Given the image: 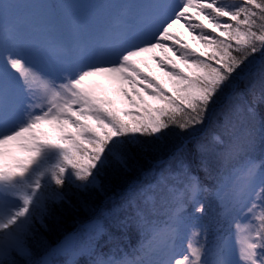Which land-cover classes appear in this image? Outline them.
<instances>
[{
    "label": "snow or ice",
    "instance_id": "1",
    "mask_svg": "<svg viewBox=\"0 0 264 264\" xmlns=\"http://www.w3.org/2000/svg\"><path fill=\"white\" fill-rule=\"evenodd\" d=\"M84 8L112 11L94 25ZM260 106L264 0H0V264H51L29 259L28 239L70 190L103 191L105 171H127L144 137L198 127L208 139L177 145L152 182L92 222L94 239L135 227L145 243L103 252L69 235L57 250L86 264H264ZM226 156L235 163L220 172Z\"/></svg>",
    "mask_w": 264,
    "mask_h": 264
},
{
    "label": "trees",
    "instance_id": "2",
    "mask_svg": "<svg viewBox=\"0 0 264 264\" xmlns=\"http://www.w3.org/2000/svg\"><path fill=\"white\" fill-rule=\"evenodd\" d=\"M94 1L91 0V3H94ZM48 2L56 3L57 0H49ZM105 10L106 13L100 11L96 14L97 19H99L98 22L107 20L109 14L108 10ZM197 50L203 49L198 48ZM173 59L181 67H185L183 61ZM185 70L187 71L186 67ZM155 74L164 79L168 86L171 87L164 74L160 75L157 72ZM258 113L264 115V106L258 107ZM214 130L220 131V129ZM236 134L239 136V142L243 143L245 140L244 129L238 127ZM208 138L206 129L201 127H198L194 132L186 134H180L178 130L173 129L166 138L160 141L144 137L145 150L135 156L127 171H118L112 168L106 170L103 177V191L93 190L89 195L84 196L76 193L74 189L70 190L69 202L54 205L52 213L45 218L43 225L36 224V231L29 237L28 241L31 244L33 242L35 244L39 243L40 246L43 244L37 254L38 256H43L51 249H55L62 240L75 231L78 233L77 238H80L85 234L83 231L84 225L95 220L101 212L106 211L113 203H119L125 198L132 196L133 186L152 182V175L159 167L166 165L177 145L183 143L188 149H192L197 141ZM256 150L259 153L258 134ZM233 163H235V158L226 156L218 166V169L223 172ZM142 243H145L144 233L135 227H131L123 233L114 232L111 236L105 235L103 238H93L92 247L94 250L103 252L114 251L117 246L124 251H132ZM97 244L99 245L98 249L96 248ZM90 259L91 257L84 253L78 257L77 261L80 264H86Z\"/></svg>",
    "mask_w": 264,
    "mask_h": 264
},
{
    "label": "rangeland",
    "instance_id": "3",
    "mask_svg": "<svg viewBox=\"0 0 264 264\" xmlns=\"http://www.w3.org/2000/svg\"><path fill=\"white\" fill-rule=\"evenodd\" d=\"M49 0H47L48 2ZM134 3L137 2V0H98V1H94V3L96 4H100V3H115V4H119V3ZM57 4H61V3H80V4H94L91 3V0H57L56 2ZM108 10V9H107ZM81 14L82 16L88 20L91 24H97L99 23V19H97L96 14H98L100 11H103L106 13L105 9H93V8H84L81 9ZM112 10H108V14L111 12ZM195 11V10H192ZM205 23H207V21H205ZM176 30L181 33V35H183L189 43L192 44L193 47L195 48H202L203 49V44L193 40L192 39V34L191 32L188 30V28L183 24V22H181L180 25L176 26ZM159 52V54L161 56H172V58H175L176 60H180L179 59V54L176 53L175 55L173 54V52L169 51L167 53H165L164 51H160L157 50ZM183 65V64H182ZM153 67L155 69V72L159 73L160 75L163 74V71L158 68L155 67V63L153 62ZM171 85V84H170ZM94 221V220H93ZM88 223L87 225H84L83 231H84V235L81 236L80 238H77L78 233L75 232L74 234H72V236L76 237L79 241V243L81 244V246H85L88 244H91L93 246V234H92V229H91V225L92 222ZM36 231V230H35ZM34 231V232H35ZM34 232L31 234V236L34 234ZM30 236V237H31ZM34 239V237H33ZM65 240V239H64ZM62 240L56 247L55 249H51L49 252H47L45 255L43 256H38V252L40 250V248L43 246V244L40 246V244L38 243H30V241H28V245L30 247L31 250V256L29 257V259L33 260V261H41V260H48L51 262V264H69V262L73 259L77 260L79 256H81L82 254H84L83 252L77 253L75 256L70 255L67 252L64 251H58L57 249L60 248V246L62 245V242L64 241ZM16 259H22L21 257L17 256Z\"/></svg>",
    "mask_w": 264,
    "mask_h": 264
}]
</instances>
